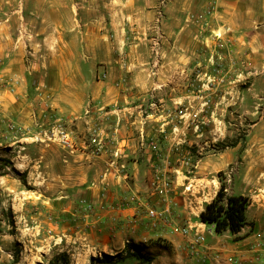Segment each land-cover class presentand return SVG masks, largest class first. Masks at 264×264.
Wrapping results in <instances>:
<instances>
[{"label": "rangeland", "instance_id": "1", "mask_svg": "<svg viewBox=\"0 0 264 264\" xmlns=\"http://www.w3.org/2000/svg\"><path fill=\"white\" fill-rule=\"evenodd\" d=\"M255 21L233 19L223 0H0V264H64L63 254L67 264L128 263L127 255L107 250L70 254L69 241H60L67 219L58 210L66 200L70 156L78 148L101 150L87 129L84 148L77 140L79 122L89 126L82 117L93 113L92 102L73 117L50 98L64 91L76 103L86 100L91 90L82 81L92 43L116 41L118 31L119 57L129 61L137 53L143 62L121 68L123 83L134 70L155 80L148 88L152 111L168 107L187 121L183 160L189 166L209 156L210 177L223 180L229 195L249 194L250 211L262 215L264 65L242 45L244 31L264 28V19ZM136 43L139 50L130 51ZM174 43L186 48L181 52L189 60L165 66V48ZM107 77L105 67L98 78ZM60 125L75 148L60 145ZM151 142L160 155L158 139ZM173 150L179 152L178 145Z\"/></svg>", "mask_w": 264, "mask_h": 264}, {"label": "crops", "instance_id": "2", "mask_svg": "<svg viewBox=\"0 0 264 264\" xmlns=\"http://www.w3.org/2000/svg\"><path fill=\"white\" fill-rule=\"evenodd\" d=\"M223 1L228 14L233 19L243 20L244 25L252 26L256 19H264V0ZM251 29L243 32V49L257 52L256 60L264 65V28L260 27L258 32ZM121 38V31H118L116 41L106 43L95 38L92 43V52L85 61L87 73L82 81L91 90L86 100V96H81L76 103L64 91L50 94L57 109L73 117L85 113L86 105L91 101L93 113L87 116L88 119L79 116L89 126L84 127L83 121L79 122L83 135L77 140L84 148L87 129L90 133H97L103 144L98 155L78 148L70 156V169L64 175L70 181L62 190L66 200L58 210L67 219L62 226L60 241H69L70 254L73 251L96 253L107 250L116 255H128L135 252L132 246H137L149 258L141 264H231L229 258L233 254H244L256 232L264 230V210L262 215L255 217L250 205L246 213L248 225L238 235L229 232L212 234L202 255L198 257L189 253L186 248L188 237L175 232L174 228L187 223L201 231L214 228L201 222L200 215L206 204L216 197L220 182L210 177L214 169L206 165L209 156L194 158L189 166L183 160L188 158L189 151L185 150L188 148V123L168 107L152 111L148 88L156 81L138 70L128 75L125 84L120 79L121 68H127V63L137 66L143 63L137 53H132L129 61L119 57L116 51L124 46ZM165 49L168 59L165 66L169 63L179 66V62L189 60L188 54L181 52L186 50L181 43ZM133 50H139V44L132 45L130 51ZM105 67L108 77L102 80L98 76ZM162 81L165 80H158ZM48 94L49 91L41 96L45 98ZM24 95L22 92V97ZM161 100L165 101L164 98ZM157 139L160 155L150 144ZM175 145H178L179 152L184 151L175 152ZM233 149L236 150L237 146ZM157 173L170 178L169 191L161 193L156 189L157 184L161 186L156 179ZM87 203L93 205L92 211L86 210ZM150 208L168 210L169 221L150 218L147 214ZM140 260L139 257H130L126 264H139L137 261Z\"/></svg>", "mask_w": 264, "mask_h": 264}, {"label": "built area", "instance_id": "3", "mask_svg": "<svg viewBox=\"0 0 264 264\" xmlns=\"http://www.w3.org/2000/svg\"><path fill=\"white\" fill-rule=\"evenodd\" d=\"M213 7V5H211ZM214 8V7H213ZM159 45V43H158ZM157 50L159 47H156ZM91 104H88L87 112H90ZM58 140L62 147L64 148H75L76 143L71 138L70 133L64 129L61 125L58 128ZM93 143H97L100 146V150H102L103 145L101 140L98 138L97 133L94 134L92 138ZM187 163H189L187 161ZM157 181H160V185H156V189H160L161 193H165L169 191L171 186V181L168 177H163L160 174H156ZM158 183V182H157ZM160 186V187H159ZM86 210L92 211L94 209L93 205L90 203L86 204ZM168 210H158L156 208H150L147 211V214L150 218L156 219V221H169V214ZM174 231L177 233L182 234L183 236L188 237V241L186 244V248L190 254L193 256H200L204 249H206L208 237L212 234H217L215 231V227L211 228L207 231H201L197 229L191 223H187L185 225H177L174 228ZM229 261L231 264H264V230L260 232H256L254 240H252L248 246L247 250L244 254L238 255L233 254Z\"/></svg>", "mask_w": 264, "mask_h": 264}, {"label": "trees", "instance_id": "4", "mask_svg": "<svg viewBox=\"0 0 264 264\" xmlns=\"http://www.w3.org/2000/svg\"><path fill=\"white\" fill-rule=\"evenodd\" d=\"M220 188L216 197L206 204L204 211L200 215L201 222L213 225L218 234L230 232L233 235H238L243 228L248 225L247 210L251 205V198L243 194H227L226 184L220 180ZM238 237V236H237ZM239 239V237H238ZM133 254L129 253L127 258L139 257L142 260L148 261L149 258L144 256L137 246ZM64 264H67L69 257L63 254ZM59 258H56V261ZM17 263V260H16ZM52 264H57L55 261Z\"/></svg>", "mask_w": 264, "mask_h": 264}]
</instances>
